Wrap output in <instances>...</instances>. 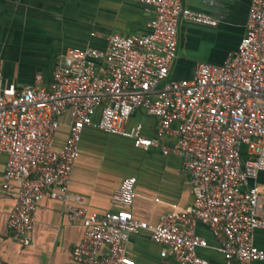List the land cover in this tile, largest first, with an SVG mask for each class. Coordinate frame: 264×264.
I'll return each instance as SVG.
<instances>
[{"label": "built area", "instance_id": "built-area-1", "mask_svg": "<svg viewBox=\"0 0 264 264\" xmlns=\"http://www.w3.org/2000/svg\"><path fill=\"white\" fill-rule=\"evenodd\" d=\"M127 1L150 11L145 32L109 34L102 48H65L47 85L38 75L21 86L3 83L0 73V191L12 196L7 230L28 246L38 202L46 197L81 227L69 254L76 264H133L124 248L140 232L159 246L158 264H207L197 249L214 250L223 264L264 262L251 239L254 230H264V192L254 183L264 173V0H248L243 34L221 65L195 63L191 77L180 80L167 72L178 24L214 26L215 20L182 0ZM134 111L155 119L151 137L139 124L127 126ZM64 115L65 137L54 147ZM83 128L127 139L135 150L178 157L190 206L155 224L136 220L125 209L134 184L127 176L110 196L117 209L89 211L67 190ZM196 224L215 246L194 232Z\"/></svg>", "mask_w": 264, "mask_h": 264}, {"label": "crops", "instance_id": "crops-1", "mask_svg": "<svg viewBox=\"0 0 264 264\" xmlns=\"http://www.w3.org/2000/svg\"><path fill=\"white\" fill-rule=\"evenodd\" d=\"M192 12L215 20L214 26L180 22L176 31L175 57L168 65L171 80L191 77L195 63L219 66L235 50L244 30L248 0H182ZM151 13L127 0H0V73L3 83L21 86L35 75L42 85L50 81L56 57L67 47L102 48L109 34L131 35L146 31ZM66 115L54 137L59 147L65 137ZM139 124L141 134L153 135L155 119L134 111L127 126ZM4 157L0 156V172ZM133 177V197L125 207L136 220L155 224L167 212L187 209L191 195L180 159L162 156L157 148L135 150L124 138L83 128L78 143V157L73 163L67 190L83 198L85 207L96 214L113 211V190L124 177ZM264 192V173L254 181ZM12 196L0 191V259L9 264H76L70 250L81 235L80 225L68 223L62 204L43 197L34 214L30 243L22 247L5 226ZM194 232L208 246L216 241L205 227L196 224ZM252 244L264 251V230H254ZM159 246L146 233L131 235L124 248L133 264H158ZM196 255L207 264H223L212 249H197ZM252 264H264L256 261Z\"/></svg>", "mask_w": 264, "mask_h": 264}]
</instances>
